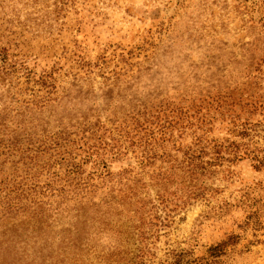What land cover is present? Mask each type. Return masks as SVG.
Wrapping results in <instances>:
<instances>
[{
  "label": "rangeland",
  "instance_id": "1",
  "mask_svg": "<svg viewBox=\"0 0 264 264\" xmlns=\"http://www.w3.org/2000/svg\"><path fill=\"white\" fill-rule=\"evenodd\" d=\"M259 99L264 0H0V189L29 173L30 165L19 162V146L34 134L78 140L90 127L109 149L123 152L133 143L125 138L130 116L161 104L203 106L212 118L210 140L264 151V115L230 112L231 105ZM176 139L175 150L166 144L143 173L142 197L159 205L161 217L158 175L171 174L167 153L180 161L194 143L192 135ZM130 158L121 156L113 171L136 163ZM179 181L172 179L170 191L180 206L170 213L157 248L139 264H168L177 254L208 259L210 249L225 242L219 264H264V169L246 159L210 169L187 189ZM98 184L99 193L109 185ZM128 211L82 207L81 215L73 211L43 237L32 222L17 228L20 217L0 223V234L26 227L41 247L58 245L61 234L100 250L122 246L136 253V238L111 237L107 226L132 231Z\"/></svg>",
  "mask_w": 264,
  "mask_h": 264
},
{
  "label": "trees",
  "instance_id": "2",
  "mask_svg": "<svg viewBox=\"0 0 264 264\" xmlns=\"http://www.w3.org/2000/svg\"><path fill=\"white\" fill-rule=\"evenodd\" d=\"M231 107L230 112L264 115L263 99ZM239 118L240 115H236L233 119L236 122ZM211 121L210 113L205 112L203 106L195 104L168 103L144 108L130 116L131 126L126 129L130 131L125 138L131 137L133 143L123 152L116 150V147L109 149L103 137L92 135L95 131L90 127L82 131V137L78 140L62 134L54 136L45 133L40 139H37V133L27 138L19 146L24 147L19 162L30 165L27 166L29 173L20 182L15 178L9 183L4 181L0 189V223L21 217L17 228L32 222L38 225V237H43L53 235L58 220L73 211L76 217L81 215L82 207L91 209L98 205L107 213L116 211L120 214L129 207L128 213L135 220L132 231H123L110 224L107 226L111 237L118 235L127 241L136 238L137 252L122 246L100 250L88 243H81L79 238L61 234L57 238L58 245L51 243L41 247L23 227L22 232L18 229L9 234L7 231L0 234V264H139V260L151 254L152 248H157L162 230L169 226L170 213L180 206L179 199L174 198L177 192L170 191V187L175 185L172 179H180L183 189H187L189 182H199L210 169L231 167L246 159L252 161L255 169H264L263 150L247 144L224 147L210 140ZM247 129V124H244L241 130L243 135H247ZM185 135H192L194 143L183 150L182 160L178 161L167 153V163L173 162L170 173L173 174L176 169L179 176L158 175L163 177L157 187L160 207L166 213L165 217H161L158 214L159 205L142 197L140 190L146 187L143 173L153 165L159 150L171 142L172 150H175L176 137L182 139ZM129 154L133 158L128 161L136 159V163L120 167L115 173L114 163L121 161V156L128 157ZM93 169L96 170L92 172ZM153 178L151 176V180ZM100 180L109 184L101 193ZM22 243L26 247L21 251L18 245ZM228 244L225 242L211 248L208 259H190L188 254H177L174 261L168 264H219L217 259L224 254Z\"/></svg>",
  "mask_w": 264,
  "mask_h": 264
}]
</instances>
